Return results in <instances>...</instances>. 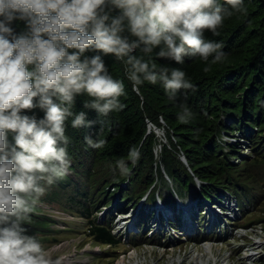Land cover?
I'll return each mask as SVG.
<instances>
[{"label": "clouds", "instance_id": "obj_1", "mask_svg": "<svg viewBox=\"0 0 264 264\" xmlns=\"http://www.w3.org/2000/svg\"><path fill=\"white\" fill-rule=\"evenodd\" d=\"M246 11L245 0H0V264H54L41 238L25 225L49 188L70 173L67 127L91 128L99 121L89 119L88 111L107 117L124 106L120 99L126 95L124 82L109 71L106 58L122 65L134 91L147 82L159 84L169 98L183 90L194 92L196 87L182 68L157 60L177 65L196 57L222 62L227 55L223 44L206 39L205 31L219 35L226 17ZM181 109L177 118L188 123L194 114L186 104ZM84 139L96 149L105 143L91 136ZM129 157L135 163L139 151L131 148ZM119 164L123 169L124 163ZM179 196L184 197L176 195L174 203L162 200L167 209L155 204L151 210L148 207L157 200L145 201L146 209L141 210L167 217L139 219L133 227L139 233L146 222L149 237L160 229L163 235L186 234L190 216L169 217L170 204L181 210L178 201L195 199ZM207 196L212 200L209 205H219ZM233 200L240 213L238 198ZM228 204L217 207L223 220L213 218L222 223L217 227L221 233L227 230L223 223L228 218L236 223L237 215ZM187 210L182 209L184 214ZM133 212L127 211L131 216ZM175 222L185 227L176 230ZM249 228L255 227L228 230L233 234Z\"/></svg>", "mask_w": 264, "mask_h": 264}, {"label": "trees", "instance_id": "obj_2", "mask_svg": "<svg viewBox=\"0 0 264 264\" xmlns=\"http://www.w3.org/2000/svg\"><path fill=\"white\" fill-rule=\"evenodd\" d=\"M245 7L246 13L234 12L224 19L219 35L205 31L206 39L223 44L227 55L222 62L209 63L196 57L186 58L183 65H177L157 60L158 64L182 68L195 85L194 92L183 90L175 98H169L159 84L147 82L138 92L134 91L131 82L124 78L122 65L106 58L109 71L124 82L126 95L120 98L124 106L107 117H97L95 112L88 111L89 119L99 121L91 128L67 127L72 158L70 173L51 186L41 201H51L59 188L73 185L76 192L69 200L77 203L89 220V235L99 244L116 246L121 239L110 224L95 220L92 206L97 211L98 204L108 205L117 199L123 208L129 200H139L142 194H147L148 202H153L158 195L162 198L164 188L175 199L181 192L183 195L191 192V187H203L215 195L219 194L221 184L230 193V185L238 193L245 189L243 193L254 199L252 191L260 190L250 188V184L262 172H254L256 167L264 166V0H245ZM206 65L208 71H204ZM182 104L194 114L188 123L177 118ZM81 107L78 100L77 110ZM155 127L165 130L168 143L160 141ZM237 129H247L255 150L253 157L244 159L243 163L230 159L231 152L225 151L228 143L225 146L222 138L223 132ZM85 136L103 139L105 143L99 149L89 147ZM131 148L139 151L135 163L129 157ZM228 148L232 150L233 146ZM180 152L188 163L180 159ZM141 211L142 218L144 209ZM30 217L25 225L30 234L50 233L51 217L39 212L37 206Z\"/></svg>", "mask_w": 264, "mask_h": 264}, {"label": "rangeland", "instance_id": "obj_3", "mask_svg": "<svg viewBox=\"0 0 264 264\" xmlns=\"http://www.w3.org/2000/svg\"><path fill=\"white\" fill-rule=\"evenodd\" d=\"M163 123L165 124L164 120ZM253 127L256 130V126ZM155 131L160 136L159 139L161 142L168 143L169 140L164 137V129L161 130L155 127ZM222 138L225 146L226 142L228 143L225 151L231 152L228 156L235 163H243L244 159L248 158L249 160L253 157L255 150L251 147L252 141L248 137L247 129H244V131L237 129L236 131H229L227 133L223 132ZM232 146V150H229L228 147ZM179 155H181L180 159L188 163V159L184 153L181 154L180 152ZM259 170L262 171L261 174L256 177L253 184H250V188L260 190L259 193L252 191L256 196L254 199L252 196L243 193L245 189H241V193H238L233 189V186L230 185L231 192L238 198L239 207L242 212L240 211L239 213L238 211L239 215L236 214V223L234 225L231 224L233 221L229 218L227 219V223H223V229L227 230L225 232L223 231L221 235L225 237H222L220 233L216 231L217 227L219 228V226L222 225V223H217L218 219L215 221L213 220L212 223L210 222V229L212 231L208 232L207 228L204 227L205 220L209 217L206 216L205 212H215L213 205H209L208 203L206 206L204 203H201L200 205H202V207H198L197 209L200 211L197 212H195L197 210L195 209L196 207H194L195 211H193L192 204H190L191 208L187 207V209L190 210H187L186 214H184L182 210L174 208L175 204H170L171 210L169 212H171L172 215L169 217L176 216L179 218L182 217L181 215H186L184 219H188V216L192 217V214H194L193 216L198 220V229L194 237H189L187 234H180L179 232L163 235L164 231L162 229L157 230L156 236L149 237L150 233L146 232L148 229L146 227V225H148L146 222L140 224L141 231L138 233L136 227L130 225V219H133V216L129 215L127 211L130 212L132 209L135 210L139 208L143 202H148L146 195L142 194L139 200H129L127 205L123 208L121 204L119 205L117 203V199L108 205L105 202L101 205L98 204L97 207H99V209L97 211H95L96 208L92 206L91 213L95 220L101 223L104 221L108 225L110 224L114 228V232H117L116 235L122 239L116 246L99 244L89 235V220L82 215V208H80L77 203L69 200L72 193L76 192L73 185L59 188L58 195L50 199L51 201L44 200L37 205L39 212L52 218V221L49 222L48 225L50 233L48 235L41 233L39 237L48 250V254L54 261V264H118L122 257H126L127 261H125L129 264H177V262H181L180 264H196L195 262H200L198 264H264V166L260 165L256 167L254 172ZM79 176L86 180L84 174H80ZM126 183L127 182H124V184ZM226 185L228 186V184ZM85 186H87V182ZM195 187H197V185ZM191 189V192L187 193L186 196L179 197L186 199L190 195H193L195 201H193L191 197L189 198H191L193 203H197L204 201V198L207 202H211L212 200L209 197L206 198L207 195H211L216 202L213 203L217 204L226 196V193L230 192L224 184L218 186L219 194L215 195L212 191L203 190V187L200 189L191 187ZM208 189H210V187H208ZM214 192L217 193V191ZM222 192H224L225 195L222 194ZM232 193L230 196L233 199L235 196ZM181 195H183L182 192ZM161 196L162 199H157L156 197V203L150 204L148 208L151 209V207L158 204V202L162 203V200L165 203L175 202V197L168 194L166 188L162 190ZM176 200L178 199L176 198ZM178 203H180V201H178ZM245 204H249L248 209L245 208ZM141 206L146 209L145 203ZM144 211H147V213L143 214L142 218H138L140 217V215H138L137 218H134L135 220L133 219L134 224L136 223L137 225L139 219L148 220L153 216L156 219L167 217L165 214H157L155 210V212L150 213V215H148V210ZM117 212H121V214L117 215ZM217 213L219 212L217 211ZM223 216L220 215V220H223L221 218ZM238 225L244 227L254 226L255 228L245 230L236 229V233L230 234L228 229ZM178 226H180V228L185 227L183 224L175 222L176 230H180ZM259 239L260 241H258ZM206 241L214 246L212 254H205L207 253L206 246L204 245ZM201 250L205 253L201 252ZM194 255L197 258L195 260L192 259ZM179 257L181 258L180 261Z\"/></svg>", "mask_w": 264, "mask_h": 264}, {"label": "bare ground", "instance_id": "obj_4", "mask_svg": "<svg viewBox=\"0 0 264 264\" xmlns=\"http://www.w3.org/2000/svg\"><path fill=\"white\" fill-rule=\"evenodd\" d=\"M223 194H224V192H223ZM230 192L229 193H226V196L220 201V203H219V205L217 206V207H219L221 204H224V208H228V206H229V204L228 203H231V206H232V213L233 214H238V211H237V209H236V201L235 200H233L232 199V197L230 196ZM225 195V194H224ZM235 196V195H234ZM208 196H206V198H207ZM228 199H227V198ZM213 199V198H212ZM189 200V202H191V203H189V202H187V201H183L182 203H179V208H181V210L183 209H186L187 207H189L190 208V204H192V210L193 211H195V209H197L198 207L200 208V207H202V205H200L201 203H204V205L206 206L207 205V200H205V198H204V201H200V202H197V203H193V201L191 200V198H189L188 199ZM247 202H249V201H247ZM144 203H146V202H144ZM198 204V205H197ZM142 205V204H141ZM139 206V208H136L135 210H134V212H133V214H134V216L132 217L133 219L134 218H136V217H138V215L140 214V211H141V208H142V206ZM158 207H163V208H165V209H167L166 208V205L164 204V203H161V202H158ZM177 207H178V204L176 205ZM176 206L174 207V208H176ZM194 207H196L195 209H194ZM217 207H213V209L215 210V212H209V211H206L205 212V214H206V216H209L208 218H206V220H205V225H204V227H206L207 228V230H208V232H210V231H212L211 229H210V226H211V223H212V221H213V218L214 217H216V216H219L220 217V215L219 214H216L217 213ZM204 209V208H203ZM189 211V210H188ZM197 211H200V210H196L195 212H197ZM144 214V213H143ZM159 214V213H158ZM200 214V213H199ZM194 214H192V217L190 216V221H189V228L187 229V231H186V234L189 236V237H194L195 235H196V232H197V229H198V220L195 218V216H193ZM200 215H202V214H200ZM170 216V215H169ZM156 217V216H155ZM128 219H130V218H128ZM133 219H130V225H133L134 224V220ZM196 220H197V222H196ZM211 222V223H210ZM158 226H159V228L158 229H160V227H162L163 225L161 224V223H159L158 224ZM216 229V228H215ZM216 231H218V233H220V235H221V232H219V231H222V230H220V229H216ZM222 237H223V235H221ZM258 241H260V239L258 240ZM257 241V242H258ZM264 243V242H263ZM204 245L206 246V249H207V253H205L203 250H201V252H203V253H205L206 255L208 254V253H211L212 254V249H213V245L211 244V243H209L208 241H206L205 243H204ZM165 253V252H164ZM122 259H124V260H122ZM180 257H179V261H180ZM193 260H195V259H197L196 257H195V255L193 256V258H192ZM199 259V258H198ZM126 257H122L121 258V261L118 263V264H129V263H126ZM129 261V260H128ZM181 262H177V264H180ZM196 264H198V263H200V262H195ZM135 264H137V263H135ZM138 264H143V263H138Z\"/></svg>", "mask_w": 264, "mask_h": 264}]
</instances>
